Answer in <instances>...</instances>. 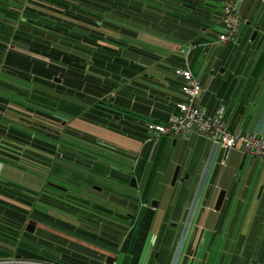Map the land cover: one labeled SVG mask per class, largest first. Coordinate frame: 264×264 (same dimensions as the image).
<instances>
[{"label":"crops","instance_id":"0c3cea01","mask_svg":"<svg viewBox=\"0 0 264 264\" xmlns=\"http://www.w3.org/2000/svg\"><path fill=\"white\" fill-rule=\"evenodd\" d=\"M3 1L0 0V54L9 52L6 67L9 69H2L0 72V179L16 185L10 182L16 171L11 164H18V159L32 163L34 155H39L33 149V113L42 116L46 113L60 114L65 118L56 116L51 119L61 121L60 128L67 131L69 136H64L68 140L63 142L64 137H61L56 144L42 140V145L38 142V148L35 149L47 154H40L41 156L55 159L54 162L52 160V169L58 168L63 174L68 173V170L75 177V181L70 185L73 187L59 184L62 186L60 187L56 183H51V186L63 192L72 188L86 193L105 191L111 203L94 201L95 203L109 207L118 205L124 212V207L132 202L139 211L146 212L149 216L151 214L149 221L152 223L162 201L154 206L144 199L146 195L138 198L137 193L132 191L137 192L136 180H141L150 164L156 166L161 160L163 162L167 146L179 148V155H173L168 162H164L167 169L163 172L168 178L174 175V167L179 166L176 167L178 173L173 185L179 184L182 188L179 196L174 199L171 195L167 197V205L173 207L174 204V209L168 221H160L161 224L166 222L170 229H165L163 235L158 231L152 232L150 224L146 231L127 233L131 234V240L134 241L125 242L126 236L116 244L120 246L116 249L113 247L114 242L102 239L103 236L92 230L93 215L82 217L80 214L70 218L63 216L72 220V227H60L51 223L49 220L53 217L50 215L46 217L50 216L49 220L29 218L26 226L29 223L35 226L32 233L27 232L29 235H33L36 229L40 230L39 237L46 240L47 245H52V242L57 245L64 244L61 236L71 240V247L79 252L78 255L89 256L88 261L73 259L72 264H107L108 257L112 258V264H139L141 261L142 264H199L197 259L200 258L195 255L196 249L192 247L198 235L215 233L219 229L227 234L228 239H237L234 255L264 256V240L260 251L254 242L248 241L264 239V160L244 154L239 148L226 152L220 147L212 146L205 137L194 133L185 137L163 136L157 142L151 143L146 128L147 123L164 124L176 113L177 105L184 99L180 91L183 80L178 71L189 69L200 82L204 93L201 105L209 113L213 114L217 109H222L223 117L231 130L264 137V0H241L239 3L237 14L240 25L236 42L213 45L205 49L198 47L187 58L180 51L192 40L200 43L216 42L218 35L223 32L219 13L224 0H131L130 3L134 2L132 5L137 4L139 8H134L136 12L147 10L143 12L145 16L133 19L131 17L135 13L130 11L126 17L121 18L119 25L115 24L118 29L114 31L123 30L126 33H120L121 35L134 42L138 41L142 47L151 46L163 54L134 47L120 40V59L127 60L123 67L127 68V64H131L133 77L122 78L120 81L108 77L106 82L108 85L110 83L112 90L106 93L107 101L101 107L112 109L115 98L124 105L107 112L104 107H93L91 101L92 104L88 103L85 107L77 104V110L70 109V113H64L58 105L44 107L34 101L31 103V98L36 93L34 89L43 92L50 81L36 79L40 77L35 75L32 63L49 62V59L33 53L30 44L22 41L23 38L17 32L23 30L20 18L27 9L33 6L32 3H41L39 0H12L17 6L6 10L3 9ZM59 1L49 0L52 7L55 5L53 2L60 6ZM122 7L124 4L120 5V9ZM113 8L116 9L111 6L106 15L115 14ZM2 14H8L6 19H3ZM188 16L191 19L188 20ZM59 36L63 37V34ZM22 69L25 71H18ZM52 78L57 84L62 80L56 76ZM135 86L137 89L142 88L144 94V98L137 104L120 91L122 87ZM81 95L82 93L80 97ZM152 98L154 100H150ZM114 114L120 115L121 119H113ZM88 116L95 117L96 120L87 121L85 118ZM41 125L45 126L42 123ZM49 129L46 126L45 132ZM43 132L41 130L39 133L44 134ZM45 135L48 136L47 133ZM91 159H97L101 169L109 170L110 179H115L118 191L97 184L94 177L96 175L92 172L97 173L98 170L93 171L88 166ZM112 163L121 167L127 166L130 173L140 171L138 179H131L134 180L135 187L130 186V173L116 170L111 166ZM148 188L144 186L145 193ZM221 191L225 192V196L220 210H215ZM168 222H174L175 225ZM119 234L122 236L123 233ZM162 238L168 239L165 247L164 242L162 246L159 245ZM41 253L44 255V252ZM156 253L157 258H154ZM198 254L201 257L202 253ZM45 255L47 256L41 258L46 261L42 260L41 263L51 264L49 255L56 258L57 252H48ZM13 258L21 260L14 264H32L34 261L31 256L25 261L20 255ZM61 259L69 264L67 259Z\"/></svg>","mask_w":264,"mask_h":264},{"label":"trees","instance_id":"16d2710c","mask_svg":"<svg viewBox=\"0 0 264 264\" xmlns=\"http://www.w3.org/2000/svg\"><path fill=\"white\" fill-rule=\"evenodd\" d=\"M119 2L121 1L60 0L59 3L61 8H55V11H61L59 13L64 15L65 20H61V22L59 20L57 21L53 20L52 18L38 15L37 11L28 8L27 12L24 13L25 15L20 18V23L24 26L23 30H18L17 34H19V37L21 36V38H23L22 41L30 44V50L33 53L45 56L49 59V63H57L62 65L68 70L70 74L74 76L77 75L82 77L85 68L93 67L97 73H100V77H102L104 81H107L108 77H114L119 81L122 78H132L133 75L131 74V64H127V68L123 67V64L127 63V60L123 61L120 59L122 42L116 41L115 44L109 46L107 40L104 41V39L100 37L82 36L77 31L74 34V31L71 30L70 32L69 30V25L71 26L73 23L69 22L71 20L86 23L92 27L102 25L103 27L117 30L118 27L115 26L116 23L104 19V15H106L107 12H110L111 6H120L121 4H119ZM32 4L39 6L38 3ZM28 10H30V13H28ZM220 19L221 11L219 13V22ZM122 31L123 30H118L119 33H126ZM65 33H71V36H75V38L84 41L83 45H86L89 48L93 47L96 50L95 54H97V52L106 53V55H112L113 57H104L105 55L103 54L101 57L97 56L90 61H86L83 58H80V56H76L72 52H67L65 49L61 50L60 48L54 47L52 44L53 42H56V38L59 35H64ZM211 43L213 42L207 41L200 43L196 40H192L188 46L193 45L194 49L192 50H195L198 47L205 49L209 48L208 46L211 47ZM4 54L6 57L4 64L5 67L2 66V68L9 69L6 68L8 67L9 62V52L5 51ZM36 79L40 80L38 77ZM87 79L93 81L90 77H87ZM62 83L63 79L61 80L60 84H57L53 81V78H51V80L47 82L46 87L48 90L45 87L44 92H38L37 94L42 101H40V103L38 101L34 103L41 104L44 107L58 105L64 111V113H70V109L75 108V110H77V104L79 103L88 105V103L92 104L93 102V107L102 109L103 107H101V105L107 101L106 96L99 101H93L92 98L85 97L84 93H82L80 97L81 93H72V91L65 88ZM85 119L87 121L96 120V118H93L92 116H88ZM148 124L149 123L146 124V128L148 127ZM34 128L37 130L41 129L42 131H46V126H42L38 123L34 125ZM51 133L53 132L51 131ZM150 137L151 136L149 135V138ZM150 142L153 143L152 141ZM41 159H43L45 162L44 164H47L46 167L51 168L52 158L50 159L45 156L43 157L40 154L34 155L32 164L40 163ZM18 167L20 169H24V166H21V164H19ZM46 180L47 178L44 179L45 182ZM45 182L39 191L32 190L31 194L28 195L24 193V188L0 179V261L8 260L15 255H20L21 259H27L29 256H31L35 259L34 261H37L36 259L38 257L41 258L42 256H47L45 254L43 255L41 252H38L39 249L35 247V245L43 246L46 243V240H43L38 235L35 237L34 234L25 235V226L29 221L30 215H37L38 218L47 220L51 219L50 216L46 218L47 215H49V212L46 211L47 209L58 214L66 213L68 214L69 218L77 214H80L82 217L83 215H93L91 218L92 230H96L97 233L103 236L102 239H107L114 242L113 247H116V249L120 247L116 246V244H118L126 236L125 242L134 241L133 239L131 240V234L127 235V233L133 232L136 234V232L139 233L146 231L150 227L151 223L149 220L152 217L151 214L149 216L148 213L141 212V226L136 228L139 222L138 213H140V211L136 206L133 205L132 202H129L128 207H124L125 211L122 212L121 207L118 205L109 207L103 206L99 203L90 202V198L83 199L82 197H79L72 189H67L66 192H63L52 187V182H47V184ZM100 219L105 220V222H102ZM49 221L54 224H59L58 222H55L53 218ZM82 226H84V224H82ZM119 231L123 233L122 236H119ZM19 239L20 242L18 241ZM48 244L51 245L50 243ZM125 246L126 244H124V248ZM25 247H27V249ZM31 247L32 249H30Z\"/></svg>","mask_w":264,"mask_h":264},{"label":"rangeland","instance_id":"374dc122","mask_svg":"<svg viewBox=\"0 0 264 264\" xmlns=\"http://www.w3.org/2000/svg\"><path fill=\"white\" fill-rule=\"evenodd\" d=\"M131 0H123L121 2H119V4H124V7H122L120 9V6L113 8L115 9V14L113 15H104V19L112 21L113 23L116 24H120L121 22V18H124V16L126 17V14H128L130 11H133L135 14L133 15V19H139V17L141 16H145L144 15V10L141 13L136 12L137 10L135 9H139L136 5L133 3H130ZM39 2L41 4H38L39 6H31L29 4L30 9L35 10L38 12V15L47 17V18H52L53 20H59L61 22V20H65L64 15H62L61 11L56 12L55 9L53 8H61L59 5H57V3L53 2L55 5L59 6H55L53 5V7L51 6L52 3L49 2V0H39ZM37 3V2H36ZM48 4V5H47ZM144 4V3H143ZM15 3L11 0L3 1V9H11V7H15ZM17 6V5H16ZM27 7V6H25ZM33 7V8H32ZM35 8V9H34ZM135 8V9H134ZM28 13H30V10L28 11ZM8 14H2L3 19H6V16ZM188 20L191 19L190 16H188L187 18ZM69 22H73L71 24L70 27V32L71 30L75 32L77 31L78 33H80L82 36H97L100 37L104 40H107V42L109 43V46L115 44V42L117 40H121L124 41L126 43L133 45L134 47H139L141 48L142 45L137 42L132 41L131 39L121 35L120 33L111 30L107 27H103L101 26H97V27H92L91 25H88L86 23H81L78 22L76 20H71ZM7 23V22H6ZM8 24V23H7ZM8 26V25H6ZM216 30V29H215ZM217 31V30H216ZM64 37H59L58 41L55 42V44H52L54 47L56 48H60L65 49L67 52H72L74 53L76 56H80V58H83L86 61H90L91 59L95 58V57H101L103 54L105 55L104 57H109L112 55H106V53H98L95 54L96 50L92 47L89 48L86 45H83L84 41H82L81 39H77L75 38V36H71L70 34H64ZM113 47V46H112ZM147 50H151L153 52H159L161 53L159 50L152 48L151 46H146L144 45V47ZM5 54L2 53L0 54V72L3 69L4 64H5ZM34 73L35 75H38L40 77V81L41 79H46V80H51V78L54 76L63 79V86L67 89H70L73 92H78V93H84L85 96L92 98V99H101L103 97H105L106 93H109L110 90H112V86L110 87V83L108 85V83L106 81H104L102 79V77H100V73L96 72L93 67H87L85 68L82 77L79 76H74L72 74H70L68 72V70L66 68H64L62 65L57 64V63H49V62H44V61H36L34 63ZM90 66V64H89ZM18 71H25V70H18ZM87 77H90L93 81H90L89 79H87ZM226 80V78H225ZM37 83H39L37 81ZM43 83V82H42ZM61 83V82H60ZM41 84V83H40ZM108 85V86H107ZM35 90V89H34ZM40 91V90H39ZM117 91L119 92V88L117 89ZM122 94L128 96V99L130 100L131 98L133 99V103H138V101H140V99L142 100V98H144V94L142 91V88L137 89V87H122L121 90ZM36 94H34V96L31 98V103L34 102H39L42 101L38 94V90L36 89ZM44 92V91H43ZM47 93V92H46ZM45 93V94H46ZM31 95H33V93H31ZM41 97V96H40ZM39 99V100H38ZM150 100H154L153 98ZM95 101V100H94ZM83 107H85L86 104H82ZM124 104H121V102L119 101L118 98H115L113 105H112V110H115L116 108H120L122 107ZM47 114V113H46ZM49 115V116H48ZM48 115L42 116L39 113H33V119L32 121L34 122L33 124L35 125L36 123L38 124H43L45 126H48L50 129L48 132H43L44 134L39 133L40 131H38L36 128H33V140H34V152H37L38 154H43V155H47L46 153L39 151L35 148H38L37 145L39 144L38 142L42 141V140H48L54 144L58 143V140H61V137H64L63 142L68 140V138L64 135H68L66 130H61V121L57 120V119H51L52 117H59L60 119L65 118L64 116H60V114H51L48 113ZM51 117V118H50ZM67 120V118L65 119ZM51 131L53 133H51ZM45 133L48 134L45 135ZM69 136V135H68ZM60 137V139H59ZM41 144V142H40ZM42 145V144H41ZM45 146V145H44ZM63 146V145H61ZM63 149H61L62 151ZM52 155V154H51ZM173 155H179V148L178 147H174V146H167L166 150L164 151L163 154V162L161 160V163H159L158 165L156 164V166H154L153 164H150L148 166V168H146L145 173L143 175V177L141 178V180H139L137 182L136 179H138V173L140 171H134L130 173V169L127 166L121 167L119 165L113 164L111 166L115 167L116 170H121L124 171L125 173H130L129 176H131V179H135L136 180V191H132L133 193H137L136 196L138 198H140L141 196L144 197L143 195H146L147 197H145L144 199H147L148 204H151L152 202L158 203V201H162L160 203V208L157 211V213L154 215L153 218V222L151 223V231L152 232H160L161 235H163V233L165 232L164 230H170L169 227H167V223L164 222L163 224L160 223V221L163 219L164 221H168L171 217V212L174 209V204L173 207L169 205H167V197L168 195H171L172 198L174 199L175 196H179L180 194V189L182 188L181 185H172V178L173 175L168 178V175H165L163 170L167 169L166 167V163L164 162H168V160L173 157ZM55 157V154L53 155ZM51 158V157H50ZM42 160V161H41ZM40 160V163H30V161L28 160H24V159H18V164H15V166L12 165V167H14V169L16 170L13 175L11 176V181L13 183H16V185H18L19 187L24 188V193L25 194H31V191H39L41 189V187L44 184V179L47 178L46 180V184L47 182H52V183H56L58 186L62 185L67 187L68 185L70 186L73 181H75V177L69 173V171L67 170L66 172L68 173H64L61 172V170H59L58 168H56V170H54V168L52 169L49 167H46L47 164H44L45 162L43 161V159ZM53 162L55 159H53ZM19 162L21 164V166H24V169H20L18 167ZM52 162V164H54ZM154 163V162H153ZM45 165V166H44ZM88 166L90 167V169H92L93 171L98 170L97 173L92 172V174L96 175L94 176L96 179L97 184L100 187H109L113 190L118 191L117 189V185H116V181L115 179H110V175L111 173L109 172V170L107 169H101V164L100 162L97 161V159H91V161L89 162ZM155 167V168H154ZM176 167H179L178 165H176L173 169V174L176 170ZM81 169H84L82 167H80ZM131 168V167H130ZM101 169V170H100ZM88 170V169H87ZM92 170H88V171H92ZM169 170V169H168ZM161 171V172H160ZM120 172V171H118ZM166 172V171H165ZM167 173V172H166ZM5 177V175L3 176ZM15 178V179H14ZM2 179V178H1ZM9 181V180H8ZM60 184V185H59ZM60 186V187H62ZM144 186L149 187L147 192L145 193L144 190ZM73 187V186H70ZM73 189V188H72ZM70 190V189H69ZM75 191V190H74ZM77 193V195L79 197H82L83 199H87L90 198V202H94V201H103L105 203H111V200L109 199V197H106V193L105 191L103 192H84L82 190H76L75 191ZM138 193H141V195H139ZM117 195V194H116ZM105 196V197H104ZM124 197V196H123ZM127 197V196H125ZM122 198V197H120ZM99 203V202H98ZM166 203V206H165ZM178 210V209H177ZM49 212V215L53 217V219L57 220L59 222L58 225L61 226H67V227H72V220L65 218L63 216L69 217L68 214L63 213V214H58L52 210H46ZM143 214V213H142ZM138 217H139V222L138 225L136 226V228H139L141 226L140 221H142V215H141V211L140 213H138ZM137 217V218H138ZM30 219L35 220V218H37V215H30L29 216ZM144 218H145V214H144ZM168 224L170 225H175L174 222H168ZM167 225V226H166ZM59 227V228H60ZM167 227V228H166ZM38 232H40V230L36 229L34 236L37 237V235L39 236ZM28 234L27 232L25 233V235ZM22 235V234H21ZM29 235V234H28ZM62 238V243L64 244H55L54 242H52V245H47L46 243L43 246H36L39 251L38 252H44V254L48 253V252H57L56 258H54V255H49V259L51 264H66L63 262V260L61 258H65L68 260L69 264L71 263V260L76 259V260H83V261H88V257L87 254H82L81 256L78 255L79 252L76 251V249H73L71 246L72 241L71 240H67L64 237H60ZM189 240V239H186ZM263 238L262 239H251L248 240L251 243H255L256 247H258V251H260V246L263 245ZM20 242V239L18 240ZM237 241V239H228V236L226 233H223L222 231H220V229L215 232V233H200L198 235V238L196 239L195 243L193 244V248L194 250L196 249L195 255L200 258L197 259L199 262V264H203L206 262H209V264H211V262H222L223 264H264V256H261L260 254H251V255H234L233 253L235 250V242ZM247 241V244H249V242ZM164 242V247L168 242V239L162 238L160 240V246H162V243ZM242 242L244 243V240H242ZM158 245V247H159ZM147 246V245H146ZM27 249V247H25ZM32 249V247L30 248ZM33 251V250H31ZM256 251V249H255ZM198 253H202L201 257L200 254ZM44 258V257H43ZM154 258H157V253L154 255ZM14 258H10L8 260L5 261H0V264H14L15 261L18 260H13ZM45 259V258H44ZM61 259V260H60ZM35 260V259H34ZM37 261H32V264H42L41 261L43 260L42 258H37ZM143 260V259H142ZM21 261V260H19ZM23 261H25V259H23ZM43 261H46L43 260ZM141 261V260H140ZM142 264V261L139 263ZM156 264V263H154Z\"/></svg>","mask_w":264,"mask_h":264},{"label":"built area","instance_id":"2783aa9c","mask_svg":"<svg viewBox=\"0 0 264 264\" xmlns=\"http://www.w3.org/2000/svg\"><path fill=\"white\" fill-rule=\"evenodd\" d=\"M240 2L241 0H224L222 3L220 23L223 32L211 46L236 42L240 25L237 6ZM192 49L194 46L190 45L183 48L180 53L187 58ZM178 75L183 80L180 91L184 99L177 105L176 113L167 123L148 124L150 141L155 143L163 136L185 137L194 133L205 137L212 146L220 147L226 152L239 148L244 154L264 160V137L231 130L223 117L222 109H217L211 114L201 105L204 93L192 72L189 69L180 70Z\"/></svg>","mask_w":264,"mask_h":264},{"label":"water","instance_id":"95a60500","mask_svg":"<svg viewBox=\"0 0 264 264\" xmlns=\"http://www.w3.org/2000/svg\"><path fill=\"white\" fill-rule=\"evenodd\" d=\"M59 82V80H57ZM109 101H112V98H109ZM177 173H178V168H176L175 172H174V175H173V179H172V185L174 184L175 180H176V177H177ZM130 186H133L135 187V182L134 180H131L130 182ZM224 196H225V192L224 191H221L218 195V198H217V201H216V204H215V210H220L221 208V205H222V202H223V199H224ZM152 205L156 206V203L155 202H152ZM26 232L28 233H32L35 229V226L33 224H27L26 226ZM112 258L111 257H108L107 258V261L106 263L107 264H112Z\"/></svg>","mask_w":264,"mask_h":264},{"label":"flooded vegetation","instance_id":"af4514ba","mask_svg":"<svg viewBox=\"0 0 264 264\" xmlns=\"http://www.w3.org/2000/svg\"><path fill=\"white\" fill-rule=\"evenodd\" d=\"M103 107H104V106H103ZM104 108L106 109L107 112L112 111V109H110V108H108V107H104ZM104 108H103V109H104ZM103 111H104V110H103ZM112 118L115 119V120H117V121L121 119L120 115H117V114L112 115Z\"/></svg>","mask_w":264,"mask_h":264}]
</instances>
